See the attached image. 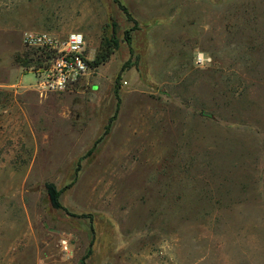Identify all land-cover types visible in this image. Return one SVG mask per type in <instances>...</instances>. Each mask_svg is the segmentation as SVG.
Returning <instances> with one entry per match:
<instances>
[{
  "label": "rangeland",
  "instance_id": "374dc122",
  "mask_svg": "<svg viewBox=\"0 0 264 264\" xmlns=\"http://www.w3.org/2000/svg\"><path fill=\"white\" fill-rule=\"evenodd\" d=\"M121 1L131 49L112 0H0V264H264V0ZM110 17L72 90L5 86L23 31Z\"/></svg>",
  "mask_w": 264,
  "mask_h": 264
},
{
  "label": "built area",
  "instance_id": "2783aa9c",
  "mask_svg": "<svg viewBox=\"0 0 264 264\" xmlns=\"http://www.w3.org/2000/svg\"><path fill=\"white\" fill-rule=\"evenodd\" d=\"M24 47L44 52L47 60L39 67H30L35 77L34 90L40 97L72 90L93 73L85 55V39L79 32H70L64 37L50 32H24ZM204 59L197 57V63Z\"/></svg>",
  "mask_w": 264,
  "mask_h": 264
},
{
  "label": "trees",
  "instance_id": "16d2710c",
  "mask_svg": "<svg viewBox=\"0 0 264 264\" xmlns=\"http://www.w3.org/2000/svg\"><path fill=\"white\" fill-rule=\"evenodd\" d=\"M112 2L118 6L119 10L125 15L126 19L129 22H132L134 25L133 28L125 31V35H124L125 36L124 41L131 49V40H132L131 32L137 29L138 23L134 20L131 13L129 12L127 7L122 3L121 0H112ZM109 19L111 21V24L110 25L106 24L104 26L103 28L104 35L101 38V42L97 49L95 57L92 61L88 63V65L92 69H96L97 67L107 63L118 47V42L115 37V31H114L116 25L114 22H112L111 17ZM108 27H112V31H110V35L106 33ZM47 58L48 56L45 55L44 52L31 49V50H25L22 53H16L14 55V62L18 66L27 69L30 67L42 66L43 63L47 60ZM46 191L51 207L53 209H62V206L59 202L61 191L57 190L52 184L46 185ZM86 258L87 256L83 258L80 264H86L85 263Z\"/></svg>",
  "mask_w": 264,
  "mask_h": 264
},
{
  "label": "crops",
  "instance_id": "0c3cea01",
  "mask_svg": "<svg viewBox=\"0 0 264 264\" xmlns=\"http://www.w3.org/2000/svg\"><path fill=\"white\" fill-rule=\"evenodd\" d=\"M25 28V27H24ZM33 30H35V29H28V30H26V31H23V33L24 32H28V31H31V32H48V31H38V30H35V31H33ZM71 32H77V31H71ZM50 33H52V32H50ZM70 32H67L66 34H65V36L67 35V34H69ZM80 33V32H79ZM82 34V33H81ZM83 35V34H82ZM84 36V35H83ZM64 37V36H63ZM85 39V38H84ZM96 52L97 51H92L90 54H88L87 56V58H88V60L89 61H92L93 59H94V57H95V54H96ZM107 63H105L104 65H101V66H105ZM101 66H99V67H97L96 69H93V71H97ZM25 71V72H24ZM4 72L6 73L5 75L8 77V82L7 83H5V86L6 87H8V88H10V87H12V88H14V92H16L17 90L18 91H20V92H22L21 90H19V88H25L26 86H28V85H30L32 82H27V83H23V78H24V74L26 73V72H28V73H30L29 71H26L25 69H23V68H21V67H16V66H14V65H12V64H9V65H7L5 68H4ZM94 72V73H95ZM33 84H35V82L34 83H32V85ZM17 89V90H16ZM31 89V88H30ZM32 90V89H31ZM93 90H95V87L93 88ZM25 92V91H24ZM32 92H34L33 90H32Z\"/></svg>",
  "mask_w": 264,
  "mask_h": 264
}]
</instances>
